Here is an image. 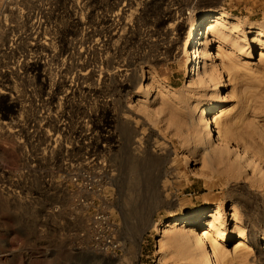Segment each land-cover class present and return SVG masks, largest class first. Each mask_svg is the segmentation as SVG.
<instances>
[{
	"label": "rangeland",
	"instance_id": "374dc122",
	"mask_svg": "<svg viewBox=\"0 0 264 264\" xmlns=\"http://www.w3.org/2000/svg\"><path fill=\"white\" fill-rule=\"evenodd\" d=\"M83 3L9 16L20 44L8 62L24 69L0 76V87H24L28 133L0 141V264H85L87 255L91 264H210L188 249L206 221L229 237L217 240L215 264H264V0ZM211 14L225 20L205 27L213 56L197 49L188 78L186 44ZM75 72L87 73L85 86ZM122 74L137 83L125 91ZM220 102L214 129L228 147L204 133L197 111ZM126 122L139 131L132 145ZM196 210L195 227H164ZM99 234L119 250L100 253ZM177 235L186 240L166 243Z\"/></svg>",
	"mask_w": 264,
	"mask_h": 264
},
{
	"label": "bare ground",
	"instance_id": "6f19581e",
	"mask_svg": "<svg viewBox=\"0 0 264 264\" xmlns=\"http://www.w3.org/2000/svg\"><path fill=\"white\" fill-rule=\"evenodd\" d=\"M224 16L220 14H211L208 16H203L198 19L196 23H198L197 26H195L193 37L188 43L186 44L185 50L188 54L189 62L187 61V73L186 77L192 78L196 72L199 69V61H200V54L197 53V49L202 47V51L206 53L207 51L210 53L207 60L211 61L209 58L210 56H213L212 50V41L213 39L210 36H207L205 32V27L208 24H215L216 26L221 25L222 22L225 20L222 18ZM263 35L262 31H259L258 36ZM190 42V44H189ZM207 57V56H206ZM58 75H67V73L58 74ZM71 75L76 76L77 84L85 86V75L87 73L85 72H75ZM124 77V80L121 81V84L119 85L122 89L125 91L128 88H131L132 85L136 84L138 81V77L136 75H133L132 80L128 79L127 75L122 74ZM224 87V84L218 83L216 90H221ZM226 102H220L215 103L211 105H206L202 107L199 111V115L201 119L203 120V126L202 129L206 135H210V137L215 138L217 141H219L224 147H228V142L226 141L225 137L222 136V133L219 131H216L214 129V123H213V114L215 111L219 109H223L226 107ZM122 127L124 128L125 132H121V135L123 137L127 136V140H129L130 145L134 143L133 139L139 134V131L136 127L132 126L131 123H123ZM215 140V141H216ZM128 145V144H127ZM129 148V145H128ZM239 152H241L244 156H247L252 161V165L259 166L257 161L248 154L245 150L238 149ZM262 173H264V169L260 168ZM204 215L203 211H193L192 213L182 215V216H173L171 220L167 221L164 227H172V225L179 224V223H187L190 224V227H195V223L199 218H201ZM211 217L210 213L206 214V217ZM206 217L204 219H206ZM203 227L201 230L196 232L194 235L189 236V241L191 244L189 245V250L192 251L193 254H197L201 256L202 259L208 261L210 264H215L214 258H216L217 255H221V250H219L215 245L217 244V240H228L229 237L224 234V231L222 230H216L217 223L213 221H206L205 223L201 224ZM188 236V237H189ZM178 237V238H177ZM179 240H186L182 235H177L176 237H168L166 240L167 244H174ZM236 249H241L245 247V243L243 240H238L236 242ZM97 260V257L87 255L86 257V263L85 264H91L93 261Z\"/></svg>",
	"mask_w": 264,
	"mask_h": 264
},
{
	"label": "built area",
	"instance_id": "2783aa9c",
	"mask_svg": "<svg viewBox=\"0 0 264 264\" xmlns=\"http://www.w3.org/2000/svg\"><path fill=\"white\" fill-rule=\"evenodd\" d=\"M59 1L64 2V0H0V76L5 77L11 73L17 74L21 73L20 69H24L20 64H13L10 67L8 62V57L10 54L15 53L17 46L20 41H17V36L14 33V26L11 24L9 16L10 13H16L18 17L21 14L27 12L36 13L37 11H58L62 10L59 5ZM103 2H106L105 6H101ZM120 0H85V10H107L114 8L120 4ZM109 4V5H107ZM65 8V6H63ZM33 14V15H34ZM35 16V15H34ZM19 23H26L20 21ZM30 23H36L33 20ZM19 54V53H18ZM47 58V54H45ZM17 65V67H16ZM18 68V70H16ZM51 64L49 65V69ZM23 86L14 85L9 87L8 85H1L0 87V141L1 143H6L9 139H22L25 133L24 127V115L26 113L25 107L22 103ZM33 87L28 89L31 91ZM31 97L35 95L29 93ZM30 133L32 131H29ZM6 169L4 164L0 161V179L2 182L6 183L7 174H5ZM93 221L97 224H109L110 221L104 214L94 215ZM101 237V238H100ZM98 238V239H97ZM96 239L101 243L98 250L100 253H113L114 250H119L118 244L114 241L115 239L111 235H106L102 237L100 234ZM116 252V251H114Z\"/></svg>",
	"mask_w": 264,
	"mask_h": 264
}]
</instances>
